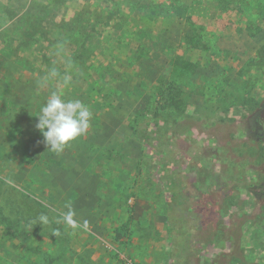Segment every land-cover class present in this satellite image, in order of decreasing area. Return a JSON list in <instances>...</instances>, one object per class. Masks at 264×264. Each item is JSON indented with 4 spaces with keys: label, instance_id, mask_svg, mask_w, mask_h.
<instances>
[{
    "label": "rangeland",
    "instance_id": "374dc122",
    "mask_svg": "<svg viewBox=\"0 0 264 264\" xmlns=\"http://www.w3.org/2000/svg\"><path fill=\"white\" fill-rule=\"evenodd\" d=\"M26 2L0 0V264H264V0ZM53 91L93 114L60 154L35 127ZM69 202L87 230L56 223Z\"/></svg>",
    "mask_w": 264,
    "mask_h": 264
},
{
    "label": "clouds",
    "instance_id": "9594fccd",
    "mask_svg": "<svg viewBox=\"0 0 264 264\" xmlns=\"http://www.w3.org/2000/svg\"><path fill=\"white\" fill-rule=\"evenodd\" d=\"M50 75L55 77L53 70ZM67 83V79L65 80ZM90 108L79 99L65 100L60 93L53 91L39 108L38 122L35 127L43 136V143L47 149L60 154L65 147L83 136L90 126L92 118ZM67 211L60 214L57 224H64L72 230L88 229V221L78 222L71 203L65 204ZM32 223L42 227L50 225L51 221L46 214H40ZM52 235H60L59 229H54Z\"/></svg>",
    "mask_w": 264,
    "mask_h": 264
},
{
    "label": "trees",
    "instance_id": "16d2710c",
    "mask_svg": "<svg viewBox=\"0 0 264 264\" xmlns=\"http://www.w3.org/2000/svg\"><path fill=\"white\" fill-rule=\"evenodd\" d=\"M178 7L174 8L173 12L178 17L184 18L185 17L184 10ZM189 17L190 15H187L186 19L188 20ZM259 52L264 55V45L262 46V49ZM179 96H180V92L177 91L176 86L172 82L164 83L161 98L156 108L157 112L155 114L158 115L159 112L165 109L176 107L178 105L177 99ZM250 108H251V113L254 116L253 122L257 130L259 131L255 135V137L262 138L264 136V101L253 103V105L250 106ZM191 119L193 120V117L188 118V120ZM230 121L231 120H226V122L229 123ZM169 183H170L169 185L167 183L164 184V191L168 199L172 201L178 196L177 191L179 189L180 183L175 181ZM176 213L177 210L172 208V211L168 215L169 225H170L169 233L171 240L174 244L173 246L179 248V250H182V254H183L187 247V244H189L190 241L193 240V237L192 234L187 233L184 223L179 218L178 213L177 215ZM130 225H131V218L127 219L126 222L122 223L114 232V238H113L114 241L122 247H127L131 243ZM184 260L185 257L180 256L177 263L184 264Z\"/></svg>",
    "mask_w": 264,
    "mask_h": 264
},
{
    "label": "crops",
    "instance_id": "0c3cea01",
    "mask_svg": "<svg viewBox=\"0 0 264 264\" xmlns=\"http://www.w3.org/2000/svg\"><path fill=\"white\" fill-rule=\"evenodd\" d=\"M41 4L42 3H45V2H47V1H53V0H38ZM15 2L16 1H13L12 3H10V7H14V4H15ZM22 3H23V8H25V7H28V5H27V2H26V0H22ZM44 27V26H43ZM263 44H264V42H263Z\"/></svg>",
    "mask_w": 264,
    "mask_h": 264
},
{
    "label": "built area",
    "instance_id": "2783aa9c",
    "mask_svg": "<svg viewBox=\"0 0 264 264\" xmlns=\"http://www.w3.org/2000/svg\"><path fill=\"white\" fill-rule=\"evenodd\" d=\"M126 264H131V262H126Z\"/></svg>",
    "mask_w": 264,
    "mask_h": 264
}]
</instances>
